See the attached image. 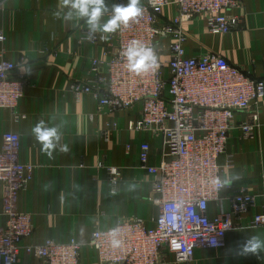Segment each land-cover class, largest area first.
Wrapping results in <instances>:
<instances>
[{
    "label": "built area",
    "instance_id": "1",
    "mask_svg": "<svg viewBox=\"0 0 264 264\" xmlns=\"http://www.w3.org/2000/svg\"><path fill=\"white\" fill-rule=\"evenodd\" d=\"M92 23L82 28L81 38L94 44L112 39L103 57L92 60L94 78L74 82L71 91L79 99L91 93L98 109L122 111L140 104V116L129 123L136 131L160 137L161 160L151 164V144L139 145L140 169L152 176L148 201L159 210L154 224L129 218L96 230L89 240L97 264H167L190 262L197 249H220L235 230L234 219H242L255 205V196L245 188L230 198V208L216 216L212 202L221 201L230 188L222 178L219 158L226 152L237 112L253 110L241 123L245 137L259 125L256 105L264 96V80L251 77L218 52L188 54L189 33L185 24L203 17L209 33L226 35L239 29L241 15L232 14L239 0H113L99 10L102 0H92ZM175 10L171 18L165 10ZM114 21V29L103 33L99 16ZM6 34L0 26V42ZM105 65L106 72L100 73ZM18 64L0 59V109L16 111L25 95L28 78L15 76ZM104 91V92H102ZM117 123L103 131L107 138ZM130 145H127L129 148ZM22 140L16 131H4L0 149V184L3 210L0 214V264H17L22 252L36 264H80L82 244L74 237L65 242L46 239L23 246L34 233L31 214L18 210V199L33 180L36 166L21 159ZM228 159L225 168H230ZM110 194L115 195L121 171L105 166ZM250 227L264 228V207Z\"/></svg>",
    "mask_w": 264,
    "mask_h": 264
},
{
    "label": "crops",
    "instance_id": "2",
    "mask_svg": "<svg viewBox=\"0 0 264 264\" xmlns=\"http://www.w3.org/2000/svg\"><path fill=\"white\" fill-rule=\"evenodd\" d=\"M99 10L113 0H102ZM230 13L241 15L239 29L226 35L209 33L203 17L187 22L185 44L188 54L218 52L256 79L264 80V0H239ZM92 0H0V26L6 40L0 42V59L18 64L14 75L28 78L25 95L16 111L0 109V149L4 131L21 135V159L36 166L33 180L18 199V210L32 215L34 233L23 246L46 239L65 242L76 238L82 244L80 264H97L88 243L94 231L109 228L129 218H141L153 225L158 208L147 199L152 176L140 169L139 145L151 144V164L161 160V139L148 131L129 128L140 116V104L111 112L98 109V99L83 93L77 99L74 82L94 78L92 60L103 57L112 39L94 44L81 38V29L92 23ZM172 7L163 17L171 18ZM99 29H114V21L99 16ZM105 73V65L100 66ZM104 92V91H102ZM259 125L245 137L241 123L250 119L252 109L235 114L226 152L219 158L222 178L230 186L222 200L210 204V215L230 208L231 196L240 188L255 196V205L237 228L226 236L220 249H197L190 262L167 264H264V228H252L255 214L264 207V96L256 105ZM115 121L117 128L106 138L105 129ZM127 145H130L127 148ZM230 168H225L228 159ZM115 166L121 180L110 194L107 171L100 164ZM3 186L0 184V214ZM17 264H36L24 252Z\"/></svg>",
    "mask_w": 264,
    "mask_h": 264
}]
</instances>
